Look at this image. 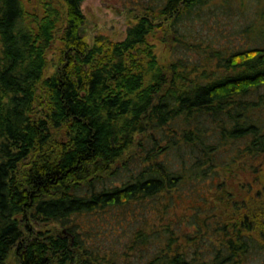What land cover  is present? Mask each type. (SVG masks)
Here are the masks:
<instances>
[{
    "label": "trees",
    "instance_id": "1",
    "mask_svg": "<svg viewBox=\"0 0 264 264\" xmlns=\"http://www.w3.org/2000/svg\"><path fill=\"white\" fill-rule=\"evenodd\" d=\"M83 1L0 0V264H250L264 0H134L92 42Z\"/></svg>",
    "mask_w": 264,
    "mask_h": 264
},
{
    "label": "rangeland",
    "instance_id": "2",
    "mask_svg": "<svg viewBox=\"0 0 264 264\" xmlns=\"http://www.w3.org/2000/svg\"><path fill=\"white\" fill-rule=\"evenodd\" d=\"M82 10L85 15V23L82 25V34L87 41L92 42L95 35L103 33L114 40L125 38L127 28L131 21L135 20V15L139 13L134 0H84ZM227 34L230 27L226 26ZM222 30L210 18L208 21L199 20L194 28L193 34L196 38L204 40L207 35L216 37ZM225 32V31H223ZM151 39L156 42V53L161 61L171 59L174 51L172 43ZM52 54L58 57V51L53 49ZM12 263H14L12 261ZM250 264H264V251L253 250L250 257Z\"/></svg>",
    "mask_w": 264,
    "mask_h": 264
}]
</instances>
